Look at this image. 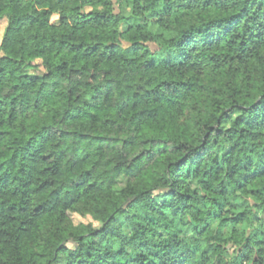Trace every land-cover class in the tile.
<instances>
[{
    "label": "trees",
    "instance_id": "16d2710c",
    "mask_svg": "<svg viewBox=\"0 0 264 264\" xmlns=\"http://www.w3.org/2000/svg\"><path fill=\"white\" fill-rule=\"evenodd\" d=\"M0 21V264H264V0Z\"/></svg>",
    "mask_w": 264,
    "mask_h": 264
},
{
    "label": "rangeland",
    "instance_id": "374dc122",
    "mask_svg": "<svg viewBox=\"0 0 264 264\" xmlns=\"http://www.w3.org/2000/svg\"><path fill=\"white\" fill-rule=\"evenodd\" d=\"M124 14L129 15V10L126 9L124 11ZM5 26H6L5 22L4 21H0V42H1V38H2V35H3V32H4V29H5ZM73 220L76 223H91V222H93L91 218L84 219V218H82V217H80L78 215H74L73 216Z\"/></svg>",
    "mask_w": 264,
    "mask_h": 264
}]
</instances>
